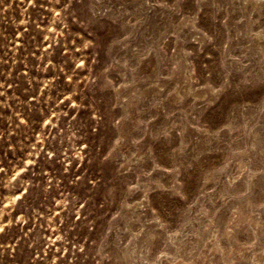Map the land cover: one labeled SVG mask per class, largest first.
<instances>
[{"label": "rangeland", "instance_id": "obj_1", "mask_svg": "<svg viewBox=\"0 0 264 264\" xmlns=\"http://www.w3.org/2000/svg\"><path fill=\"white\" fill-rule=\"evenodd\" d=\"M0 264H264V0H0Z\"/></svg>", "mask_w": 264, "mask_h": 264}]
</instances>
